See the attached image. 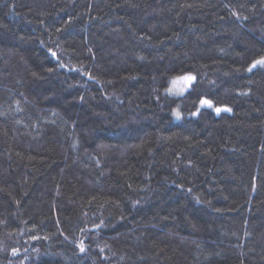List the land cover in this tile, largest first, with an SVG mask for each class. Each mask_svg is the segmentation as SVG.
I'll return each instance as SVG.
<instances>
[{
    "label": "trees",
    "instance_id": "trees-1",
    "mask_svg": "<svg viewBox=\"0 0 264 264\" xmlns=\"http://www.w3.org/2000/svg\"><path fill=\"white\" fill-rule=\"evenodd\" d=\"M261 59L264 0H0V264H264Z\"/></svg>",
    "mask_w": 264,
    "mask_h": 264
},
{
    "label": "rangeland",
    "instance_id": "rangeland-1",
    "mask_svg": "<svg viewBox=\"0 0 264 264\" xmlns=\"http://www.w3.org/2000/svg\"><path fill=\"white\" fill-rule=\"evenodd\" d=\"M185 77H192L194 78L193 74H185L181 77H177L174 78L170 81L169 83V93L172 95H180L182 94L190 85V83L194 80V79H184ZM176 114H174V118H178L179 113L177 111H175ZM174 112V113H175Z\"/></svg>",
    "mask_w": 264,
    "mask_h": 264
},
{
    "label": "snow or ice",
    "instance_id": "snow-or-ice-1",
    "mask_svg": "<svg viewBox=\"0 0 264 264\" xmlns=\"http://www.w3.org/2000/svg\"><path fill=\"white\" fill-rule=\"evenodd\" d=\"M53 55H55V53H53ZM256 64H260V65L264 66V59H261V60L256 61ZM256 64H253L252 67L254 68L256 66ZM184 79H194V78H192V77H185ZM201 103L202 104H209V106H211L210 105V102L208 100H206V99L205 100H202ZM217 112H219V109H217Z\"/></svg>",
    "mask_w": 264,
    "mask_h": 264
}]
</instances>
